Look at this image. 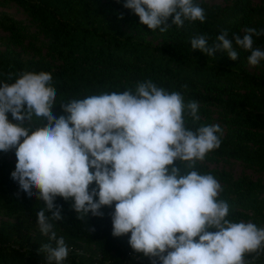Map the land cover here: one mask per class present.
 Wrapping results in <instances>:
<instances>
[{
  "label": "clouds",
  "instance_id": "clouds-1",
  "mask_svg": "<svg viewBox=\"0 0 264 264\" xmlns=\"http://www.w3.org/2000/svg\"><path fill=\"white\" fill-rule=\"evenodd\" d=\"M123 7L161 33L185 21H205V10L195 0H125ZM243 31L231 39L222 32L212 47L206 36L197 35L191 48L208 56L226 51L236 60L234 43L250 51L247 62L257 66L264 50L253 48V36L264 35V29ZM56 94L45 71H23L13 83L0 82V151L15 149L11 178L20 191L44 204L36 217L49 240L39 249L46 253V264H63L69 252L54 230V222L65 218L62 206L54 203L58 196L71 198L79 220L89 213L102 216V207L115 202L112 236L130 232L131 248L151 264H251L246 254L264 253V228L227 219L230 205L219 198L222 185L212 174L195 170L198 161L219 148L222 136L216 124L186 125V116L194 123L200 120L197 102L185 103L180 92L148 79L137 81L134 91L62 103L68 115L56 117L51 112ZM7 113L19 122L35 117L46 123L31 130L11 123Z\"/></svg>",
  "mask_w": 264,
  "mask_h": 264
},
{
  "label": "trees",
  "instance_id": "trees-1",
  "mask_svg": "<svg viewBox=\"0 0 264 264\" xmlns=\"http://www.w3.org/2000/svg\"><path fill=\"white\" fill-rule=\"evenodd\" d=\"M0 2L17 5L35 28L31 31L0 13V82L13 83L23 71L49 72L57 93L51 109L56 117L68 115L62 103L103 92L134 91L137 81L151 79L169 92H180L185 103L195 101L199 105V121L194 123L185 117L189 128L210 125L213 112L225 128L219 148L198 161L195 170L212 174L222 185L219 198L230 205L227 219L264 228V178L234 177L204 164L206 160H229L264 174V60L258 65V73H251L245 67L250 51L234 43L236 60L221 50L208 56L190 44L197 35L206 36L208 47H212L224 31L231 39L234 33L242 37L247 27L264 29V0L256 5L250 0H231L222 7L195 1L204 8L205 21H185L182 27L173 25L164 33L140 24L139 17L123 7L125 0ZM121 14L122 19L118 18ZM24 41L32 46V54L27 57L15 50ZM42 45L50 61L39 57ZM253 48L264 50V35L253 36ZM6 115L11 123H22L31 130L46 123L35 117L32 122H19L11 113ZM14 153V148L0 151V211L13 220H0V264H46V253L39 249L49 240L40 233L36 217L44 204L20 191L11 178L15 166L6 157ZM180 167L185 171L183 164ZM89 187H95V182ZM54 203L62 206L61 215L65 217L54 222L57 238L62 236L69 249L63 264H119V258L127 264H151L149 258L131 248L130 232L112 236L115 202L112 207H102V216L89 213L86 220L76 218L71 198L65 201L58 196ZM130 255L139 262L130 260ZM245 259L251 264H264V253L246 254Z\"/></svg>",
  "mask_w": 264,
  "mask_h": 264
},
{
  "label": "rangeland",
  "instance_id": "rangeland-1",
  "mask_svg": "<svg viewBox=\"0 0 264 264\" xmlns=\"http://www.w3.org/2000/svg\"><path fill=\"white\" fill-rule=\"evenodd\" d=\"M195 1L202 2L208 6L218 5V6L222 7V6L227 5L229 3V1H231V0H195ZM250 1L254 5L258 4V0H250ZM0 13H3L7 16H10L14 20L19 21V22L25 24L26 26H28L31 31H35V28L33 27V25H30L31 23L29 22V19L27 18L26 14L17 5H15L11 2H7L4 4H1V2H0ZM39 38L42 39V37L40 35H39ZM15 50L17 52L22 53L24 55V57L25 56L27 57V55L32 54V46L28 41L22 42V44L20 46L15 47ZM45 53H46L45 47H44V45H42L40 53H39V57L45 58L46 60L50 61V59L48 57H46ZM55 63L56 62H54L53 64H55ZM245 67L251 73H258V71H259L258 65L257 66H251L248 64V62L245 63ZM209 124L210 125H212V124L219 125L220 128L222 129V133L225 132V128L222 125V123L219 121L216 112H213V114L211 115V118L209 119ZM6 159H7V161H9L14 166L17 163V158L15 156V153L12 155H9L8 157H6ZM204 164L209 169L224 170V171L230 173L234 177H239V176L244 175V176H247L248 178H250L252 180H258V179L261 180L264 178V174L258 173L253 168L244 166L239 162H234V161H229V160L225 161V160L217 159V160H212V161L206 160ZM89 190H91L90 187H89ZM0 220L4 221V222L13 221L11 218L6 217L4 214H2L1 211H0ZM75 251L80 252V250H77V249H75ZM129 259L134 261V262H139L138 259L132 255H130ZM117 261H119V264H127L126 261L124 263L122 261H120V258L117 259ZM142 264H148V263L143 262Z\"/></svg>",
  "mask_w": 264,
  "mask_h": 264
}]
</instances>
